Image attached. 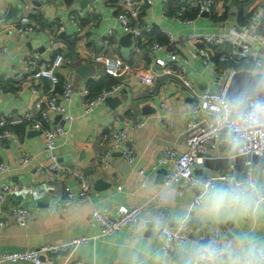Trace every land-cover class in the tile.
I'll list each match as a JSON object with an SVG mask.
<instances>
[{"label": "crops", "instance_id": "crops-1", "mask_svg": "<svg viewBox=\"0 0 264 264\" xmlns=\"http://www.w3.org/2000/svg\"><path fill=\"white\" fill-rule=\"evenodd\" d=\"M0 0V20L7 26H15L27 18L35 27V32L25 37L15 34L14 28L0 29V116L15 124L10 126L17 142L0 139V163L8 166V171L0 174V186L5 182L34 186L31 194L8 196L0 203V254L20 252L37 248L44 244H60L73 238L85 236L89 240L76 253L78 264H183L186 251L182 247L174 256L163 254L161 244L153 237V224L159 221L158 211L167 209V226L177 229L186 222L196 232L216 228L224 241H232L245 235L264 241V210L255 216L238 215L234 220L216 221L197 215L190 206L200 196L198 190L182 194L178 187L166 192L164 176L172 170V165L159 166L157 158L165 151L176 154L185 152V130L192 98L186 91L176 87L175 78L157 76L150 86H144L135 76L138 70L161 74L162 63L166 61V49L149 54L148 46L157 42L168 45V36H173L186 78L198 93H216L225 87V72L233 68L219 70L214 60L203 63L195 51L199 45H191L186 40L189 35L213 34L231 30L241 32L243 28L256 25L261 37L256 45L257 60L264 66V17L254 18L252 14L262 0H215L211 14L196 15L190 25L181 26L173 15L179 10H193L188 6L192 0H152V5L142 9L143 21L152 25L153 31L142 39L121 40L123 34L116 22L121 0ZM73 16L71 22L69 17ZM114 27L110 46L105 49L108 30ZM50 38L61 42L64 56L72 61L59 71L61 82L72 84L70 101L61 102L70 120L51 114L52 124L61 125L66 135L55 140V154L60 163L85 173L91 185L89 198H78L79 182L69 177L57 180L55 188L48 191L42 186L38 175L39 165L48 159L44 139L40 132L28 124L18 122L26 109L40 99L50 87L47 80L24 79L15 84L12 77L22 69L24 61L31 56H40L49 61ZM223 47V46H222ZM228 51V46H225ZM221 53V52H220ZM102 58L123 61L126 69L117 79L120 86L115 98L98 106L89 114L84 113L85 99L80 92L87 88L90 96L95 95L109 80ZM157 59V60H156ZM214 59V58H213ZM156 60V62H155ZM159 61V64H156ZM232 64L230 61L225 64ZM252 74L264 75V68L256 69L252 61H242ZM234 64H241L236 62ZM152 67V68H151ZM84 68V69H82ZM235 71V70H233ZM241 72V71H235ZM101 83V84H100ZM38 88L32 93L31 88ZM204 125H213L214 119L204 113L198 115ZM142 122L143 126L132 129V123ZM170 125V127H168ZM126 131V145L135 153L128 164L121 151H114L106 159L105 166L99 158L104 151L102 134ZM233 144L227 134H222L215 147L205 145L201 156L202 164L193 171V179L215 178L218 173L233 176L237 182H252L256 188L264 186V155L261 166L248 164L242 171H213L205 165L206 160L226 158ZM23 156H29L27 165L20 164ZM227 187L216 182L215 187ZM120 188V190H117ZM66 190L75 201L63 209L61 202ZM140 208L146 224L134 231L122 229L114 234L103 235L90 216L96 210L115 216L119 206ZM25 206L30 212L26 226L17 225L11 210ZM64 256H49L45 264H63ZM29 264V263H20ZM72 264V263H71Z\"/></svg>", "mask_w": 264, "mask_h": 264}, {"label": "built area", "instance_id": "built-area-1", "mask_svg": "<svg viewBox=\"0 0 264 264\" xmlns=\"http://www.w3.org/2000/svg\"><path fill=\"white\" fill-rule=\"evenodd\" d=\"M151 5L152 0H121L116 15V22L122 33L130 34L131 37L135 39H142L145 35L151 34L153 31L152 25L145 23L141 16L142 9L145 8V10H147ZM215 5V0H192L188 2V6L195 10L198 15L211 14L215 9ZM183 11L184 10H180L175 13L173 19L181 26L190 25L192 20L185 18ZM263 17L264 0L260 2L253 12L252 22L254 18ZM69 20L73 22L74 17H69ZM10 28H14L15 34L19 37H25L34 33L36 30L34 25L31 24L27 18L21 19L15 26H7L0 20V29L9 30ZM114 29L115 28L112 27L108 30L104 46L105 49L110 46L111 38L114 35ZM166 35L168 36L167 46H162L157 42H153L148 46L147 50L149 54H154L164 48L166 49V61L161 65V74L151 72V69L147 71L138 70L135 73V76L144 86L152 85L157 76L164 75L166 77L175 78L176 82L174 83L176 87L186 90L192 98L191 109L186 121L184 139L185 152L176 154L174 151L167 150L157 158L159 166L166 167L171 164L173 167L172 170L167 172L164 176L163 189L166 192H170L172 190L171 187L176 186L178 189L174 192L179 194L196 189L201 195V186L205 183H208L210 186H215L216 182H220L227 187L235 184L236 181L233 176L223 173H218L215 178L201 177L193 179V171L198 164L203 163L204 158L201 154L203 153L205 145L215 147L220 141L222 134L225 133L229 136L230 129L242 127L241 122L235 119L234 114L230 115L225 120L222 112L219 111L222 107L220 102L227 100L225 95L226 89L231 77L236 72L231 70L223 73L225 87L219 92H196L190 81L186 78L182 65L177 62L181 59L178 55L177 47L173 43V36L170 33H166ZM186 41L191 45L196 44L200 46L195 53L202 58L203 63L206 65H208L213 58L217 57L220 63H228L230 61L235 63L240 61H252L257 70L264 68L261 62L257 60L256 45L261 41V37L258 35L256 25L254 24L243 28L242 31L238 33L227 30L213 34H200L198 36L189 35ZM222 46H228V51L217 54L216 48ZM61 48L62 45L60 41L50 38L47 49L49 52V61L37 55L31 56L24 61V65L20 72L12 77V81L15 84L21 83L24 79H32L34 81L44 79L50 83L49 89L40 96L37 102L26 109L18 122L28 124L32 130L40 132L43 136L45 151L48 153L49 157L38 167V175L42 179V186L48 191H52L58 179L61 177H69L79 182L77 197L89 198L91 194V185L87 181L85 173L60 163L55 154V140L66 135V130L61 125L52 124L50 116L54 114L61 116L64 121L70 120L61 102L70 101L73 95L72 84L67 81L61 82L58 75L62 68L72 64V61L64 56ZM3 51L4 49L0 48V52ZM99 61H101L105 73L113 79L119 78L126 69L121 60L102 58ZM181 61L185 64L187 63L186 60ZM159 63L160 62L157 61L156 64ZM31 90L33 94L39 91L35 86L32 87ZM119 90V84L115 83L101 89L97 95L91 97L89 90L83 88L80 94L85 99L84 113H92L98 106L103 105L107 98L117 94ZM3 92L4 90L0 88V94ZM248 101L249 103H255L256 101L264 102V100L258 98L248 99ZM248 110L250 111L251 109L249 108ZM201 113L212 117L214 119V124L204 125L202 121H199L198 115ZM13 124H15V122L0 116V139H8L14 143L17 142L15 134L10 129V126ZM142 126V122H137L132 123L131 128L138 129ZM168 127H170V125H168ZM231 135L232 137H239L242 140V143L236 146L239 155H255L259 157L264 155V127L245 129L240 132L233 130L231 131ZM101 139L104 145V151L99 161L102 166H105L106 159L114 151H121L128 164L133 162L135 153L126 145L125 130H120L113 134L104 133ZM19 161L20 164L25 166L30 163L31 158L29 156H23ZM247 164V174L250 175L252 170L250 165L252 163ZM8 169L7 165L0 163V174L7 172ZM33 188L34 186L24 185L22 183L5 182L0 186V203L8 196L31 194ZM257 189L262 190V192H257V198H259L261 194H264V186ZM117 190H120V188H117ZM74 201L75 198L72 193L66 190L61 206L63 209L68 208ZM166 212L167 209L161 207L158 211L159 221L152 226L153 237L161 244L165 256L172 257L182 247H192L195 243H207L209 240L213 239L218 242H225L223 234L216 228H207L195 233L187 222L181 223L176 230L167 226L164 222L167 220ZM11 213L17 225L21 227L27 225L30 212L25 206L14 207ZM90 218L103 235L114 234L122 229L134 231L139 225L146 224L142 219V210L140 208H128L124 205L116 209L115 216H110L94 210ZM0 224L4 226L5 223L0 220ZM157 225H160L158 231L156 230ZM88 240V237L81 236L60 244H44L31 250L3 253L0 254V264H42L43 256L47 258L49 256L58 255L65 257L63 264H78V262L74 261L75 255L82 246L87 244Z\"/></svg>", "mask_w": 264, "mask_h": 264}, {"label": "clouds", "instance_id": "clouds-1", "mask_svg": "<svg viewBox=\"0 0 264 264\" xmlns=\"http://www.w3.org/2000/svg\"><path fill=\"white\" fill-rule=\"evenodd\" d=\"M223 118L230 115L241 122L242 127L230 129L229 140L234 146L242 143L239 137H232L231 131L264 127V102L249 103L246 97H237L232 101L220 102ZM251 109L250 111L248 109ZM196 202L190 206L198 216L204 219L224 221L234 220L238 215L255 216L264 210V194L257 198V189L252 182H237L228 187H215L205 183ZM188 218H184L186 222ZM160 225L156 226L158 231ZM186 251L183 264H264V241L250 236L237 237L232 241L218 242L209 240L207 243H195Z\"/></svg>", "mask_w": 264, "mask_h": 264}, {"label": "water", "instance_id": "water-1", "mask_svg": "<svg viewBox=\"0 0 264 264\" xmlns=\"http://www.w3.org/2000/svg\"><path fill=\"white\" fill-rule=\"evenodd\" d=\"M86 4L89 0L85 1ZM207 15V14H206ZM130 34H126L121 40H131ZM84 69V68H82ZM226 98L232 101L237 97H246L247 99L258 98L264 100V75L252 74L247 71L236 72L230 79L226 89ZM115 98H107L106 102ZM263 159L255 155L242 156L237 152L236 146L233 145L226 158L206 160L205 165L213 171H224L231 174L233 171H242L247 163H252L256 166L262 165ZM46 257H42V264H45Z\"/></svg>", "mask_w": 264, "mask_h": 264}, {"label": "trees", "instance_id": "trees-1", "mask_svg": "<svg viewBox=\"0 0 264 264\" xmlns=\"http://www.w3.org/2000/svg\"><path fill=\"white\" fill-rule=\"evenodd\" d=\"M183 15L187 19H192L194 16L197 15V12L195 10H192V11L191 10L190 11L187 10V11H183ZM225 48H226L225 46L216 48V53L219 54L220 52H223L225 50ZM217 59L218 58L216 57L213 60L217 64V67L219 68V70H222V69H225V68H233V70H235V71H243V70H247L248 69V66H245L242 63V61H240L241 64H234L235 62H233V65H232L230 63L229 64L220 63ZM115 83H116L115 80L110 77L108 82L106 84H104L102 86V88H100V90L95 95H97L101 91V89L109 87L110 85L115 84ZM95 95H93V96H95ZM93 96H91V97H93Z\"/></svg>", "mask_w": 264, "mask_h": 264}]
</instances>
